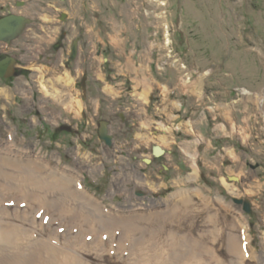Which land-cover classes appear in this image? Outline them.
Returning <instances> with one entry per match:
<instances>
[{
	"label": "rangeland",
	"instance_id": "rangeland-1",
	"mask_svg": "<svg viewBox=\"0 0 264 264\" xmlns=\"http://www.w3.org/2000/svg\"><path fill=\"white\" fill-rule=\"evenodd\" d=\"M8 12L31 21L0 42V57L28 71L0 78V158L47 163L40 177L71 174L103 217L132 220L133 236L153 241L143 245L151 257L134 260L121 228L96 246L56 213L22 216L25 204L0 202V219L31 241L69 244L85 264H156L155 253L161 264L168 233L199 244L213 212L224 228L215 249L229 260L238 212L264 256V0H0Z\"/></svg>",
	"mask_w": 264,
	"mask_h": 264
},
{
	"label": "bare ground",
	"instance_id": "bare-ground-1",
	"mask_svg": "<svg viewBox=\"0 0 264 264\" xmlns=\"http://www.w3.org/2000/svg\"><path fill=\"white\" fill-rule=\"evenodd\" d=\"M67 78L68 76L65 75L62 78L59 77L58 80L67 81ZM41 87L48 94L49 87L44 83ZM49 95L60 100L62 93L52 91ZM6 156L4 155L0 158V202L8 201L20 205L25 204L26 207L22 210V216L27 214L26 211L40 213L42 216H45L49 212L56 213L58 216L63 217L67 224L79 226L78 228L81 230L83 236L89 235L91 238L88 244L91 245L98 246L100 243H104L103 231L110 234L121 228L124 234L120 237V241L125 239L129 248L134 247L138 249L137 251L130 249L134 260L137 254L141 256L140 259L142 261L151 257L149 254H144L143 245L150 246L153 241L144 239L142 233V237L133 236L132 233L135 231L136 226H134L132 220L124 219L118 222L111 216L103 217V213L106 211L104 207L84 190L78 180L71 174L61 173V175H57L55 172L50 171L46 173L45 177H40L39 172L46 170L45 166L47 163L41 165L32 161L24 162L20 159ZM190 178L192 179L193 176ZM72 183L75 185L74 187H72ZM231 189L234 190L235 188ZM78 198L80 199L79 203L81 207L79 209H68L67 201L74 202ZM178 200L182 201V203H187L190 199H187L182 194ZM217 201L220 206L218 209L222 207L233 209L222 198H217ZM175 202L176 200H173L172 204L175 205ZM87 205L91 208L88 209ZM237 213L233 216L230 234H228L226 239L227 250L232 255L229 260H224L217 253L218 250L215 249L217 241L223 235L224 228L218 223V212L215 213V216L213 212L208 216L207 221H210L209 227L200 234L201 239L198 240L199 244L187 241L186 239L183 242L180 239L179 242L176 237L168 233V237L164 238L168 256L164 257V260H160L161 264H171L173 262H182V264H246L245 262L249 258L256 259L260 263L264 262L263 254H257L251 243L252 236L249 233L248 222L240 213ZM3 215L9 216L5 213ZM10 227L9 222L0 219V264H85L76 249L65 247L69 244L53 245L50 243L52 237L45 241H31L30 232L16 229L14 226L11 227V230ZM207 236H209L208 239L211 242L210 246L201 243V240H206ZM53 239L55 240L54 237ZM262 244L264 248V237ZM86 245V242L81 245L80 241V246L84 247ZM155 254L153 256L155 258L154 261L156 264H159V257L157 259Z\"/></svg>",
	"mask_w": 264,
	"mask_h": 264
},
{
	"label": "water",
	"instance_id": "water-1",
	"mask_svg": "<svg viewBox=\"0 0 264 264\" xmlns=\"http://www.w3.org/2000/svg\"><path fill=\"white\" fill-rule=\"evenodd\" d=\"M31 21L30 18L21 14L9 13L0 17V41L10 43L17 38L23 31L25 25ZM76 44L72 45L71 58H73L77 52ZM15 59L11 56H6L0 59V78H8L14 73ZM99 139L108 147L113 146V137L108 130V121L101 120L99 122ZM183 167V165H181ZM236 202L244 203V210L250 212V204L248 200L235 199Z\"/></svg>",
	"mask_w": 264,
	"mask_h": 264
},
{
	"label": "flooded vegetation",
	"instance_id": "flooded-vegetation-1",
	"mask_svg": "<svg viewBox=\"0 0 264 264\" xmlns=\"http://www.w3.org/2000/svg\"><path fill=\"white\" fill-rule=\"evenodd\" d=\"M9 13H12V12H8L7 14H9ZM7 14H5V15H7ZM16 14V13H15ZM2 16H4V15H2ZM2 16H0V17H2ZM28 24V23H27ZM26 26V25H25ZM25 28V27H24ZM20 35V34H19ZM16 39V38H15ZM13 41V40H12ZM0 42H4V43H6V44H9V43H7V42H5V41H0ZM7 55H5V56H3V57H0V59H2V58H4V57H6ZM15 59V58H14ZM18 69H17V67L15 66V63H14V73H13V75L12 76H10L11 78H13V77H16L18 74ZM10 77H8L9 79H10ZM6 79V78H5Z\"/></svg>",
	"mask_w": 264,
	"mask_h": 264
},
{
	"label": "trees",
	"instance_id": "trees-1",
	"mask_svg": "<svg viewBox=\"0 0 264 264\" xmlns=\"http://www.w3.org/2000/svg\"><path fill=\"white\" fill-rule=\"evenodd\" d=\"M27 72H28V71L25 70V69H19V71H18L17 74H20V73L22 74V73H27ZM58 130H59V129H55V132H56L55 134H57ZM54 136H55V135H54Z\"/></svg>",
	"mask_w": 264,
	"mask_h": 264
}]
</instances>
